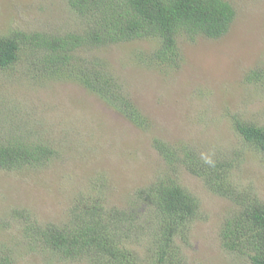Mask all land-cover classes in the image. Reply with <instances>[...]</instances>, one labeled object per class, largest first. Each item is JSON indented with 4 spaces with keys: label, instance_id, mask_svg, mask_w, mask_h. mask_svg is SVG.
Masks as SVG:
<instances>
[{
    "label": "rangeland",
    "instance_id": "rangeland-1",
    "mask_svg": "<svg viewBox=\"0 0 264 264\" xmlns=\"http://www.w3.org/2000/svg\"><path fill=\"white\" fill-rule=\"evenodd\" d=\"M228 1L236 11L229 31L218 38L181 37L182 63L172 73L140 60L156 49L151 39L77 50L78 58L103 59L144 114L142 126L79 81L40 83L22 76L32 52H22L18 70L0 74V130L31 125L32 136L38 132L58 149L43 167L0 168V249L15 242L19 264H89L31 251L26 225L59 227L70 220L72 208L96 201L127 205L139 188L163 174L157 138L187 145L206 161H228L234 186L250 189L252 202L264 201V152L233 127L234 118L264 125V0ZM83 26L68 0H0V36L79 32ZM177 166L173 178L196 195L200 213L176 236L179 253L172 264H251L247 254L222 245L225 221L239 206ZM134 237L141 242L147 236L135 230ZM130 240L122 246H131L142 262L146 240Z\"/></svg>",
    "mask_w": 264,
    "mask_h": 264
},
{
    "label": "trees",
    "instance_id": "trees-1",
    "mask_svg": "<svg viewBox=\"0 0 264 264\" xmlns=\"http://www.w3.org/2000/svg\"><path fill=\"white\" fill-rule=\"evenodd\" d=\"M68 5L84 22L80 31L0 36V74L18 70L22 52H32V62H28L32 69L21 67L22 76L40 83L79 81L137 126L147 120L130 98L128 89L107 72L103 59L78 58L77 50L151 39L156 49L140 60L154 70L172 73L182 63L181 37H221L229 31L236 16L228 0H68ZM12 126L10 131L0 130V168L43 167L56 157L55 145L39 138L38 132L32 136L31 125ZM233 127L244 140L264 152V125L234 118ZM154 146L165 164L162 176L159 173L158 179L139 188L127 205L109 206L104 200L96 201L78 210L72 208L70 220L59 227L38 222L26 225L24 232L30 239L31 251L58 262L78 258L89 264H172L179 253L176 236L200 213L196 195L173 178L179 173L177 165H183L211 191L239 206L225 221L222 245L241 255L247 254L251 264H264V201L252 202L250 189L234 186L228 175L230 163L222 159L203 160L187 145L173 146L158 138ZM135 230L147 236L142 240L147 242L143 245L146 254L142 262L136 259L131 246H122L127 245L126 239L142 243L134 237ZM14 244L10 242L0 249V264L20 263L14 256Z\"/></svg>",
    "mask_w": 264,
    "mask_h": 264
}]
</instances>
